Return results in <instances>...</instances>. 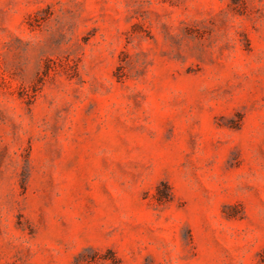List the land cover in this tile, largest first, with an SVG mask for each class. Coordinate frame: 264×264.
<instances>
[{"label": "rangeland", "instance_id": "374dc122", "mask_svg": "<svg viewBox=\"0 0 264 264\" xmlns=\"http://www.w3.org/2000/svg\"><path fill=\"white\" fill-rule=\"evenodd\" d=\"M0 264H264V0H0Z\"/></svg>", "mask_w": 264, "mask_h": 264}]
</instances>
